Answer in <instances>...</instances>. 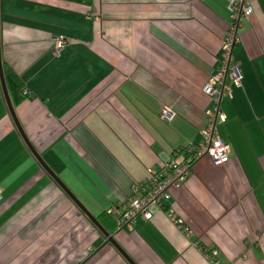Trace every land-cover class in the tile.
<instances>
[{
	"label": "crops",
	"instance_id": "0c3cea01",
	"mask_svg": "<svg viewBox=\"0 0 264 264\" xmlns=\"http://www.w3.org/2000/svg\"><path fill=\"white\" fill-rule=\"evenodd\" d=\"M252 7L217 126L232 152L222 165L202 156L150 219L110 232L136 264H210L202 248L264 264V0ZM229 19L227 0H0L1 60L29 94L15 116L92 216L200 140ZM57 34L69 42L55 56ZM0 189V264H129L30 152L2 93Z\"/></svg>",
	"mask_w": 264,
	"mask_h": 264
},
{
	"label": "built area",
	"instance_id": "2783aa9c",
	"mask_svg": "<svg viewBox=\"0 0 264 264\" xmlns=\"http://www.w3.org/2000/svg\"><path fill=\"white\" fill-rule=\"evenodd\" d=\"M253 1L255 0H227L230 19L222 40L218 66L202 86V91L209 98V105L205 110V123L201 128L200 140L174 150L159 169L147 168L145 180L133 186L132 193L126 201L121 205L112 204L106 208L105 212L113 218L116 230L130 228L138 216L150 219L152 216L150 207L164 206L171 198V190L182 186L191 172L193 163L202 156H208L215 165H222L229 158L232 145L219 137L217 126L226 119L221 109V100L231 95L232 86L241 83L242 74L233 59L232 49L239 42V28L243 22L248 21L253 11ZM68 42L67 36L54 35L52 54L58 56ZM159 115L163 120L170 121L174 117V111L162 106ZM168 216L182 227L181 219L172 211H168ZM182 229L187 232L186 228ZM202 252L210 264H223L217 258V249L202 248Z\"/></svg>",
	"mask_w": 264,
	"mask_h": 264
},
{
	"label": "water",
	"instance_id": "95a60500",
	"mask_svg": "<svg viewBox=\"0 0 264 264\" xmlns=\"http://www.w3.org/2000/svg\"><path fill=\"white\" fill-rule=\"evenodd\" d=\"M0 88L1 92L3 94L4 100L6 102L7 108L9 110V113L20 133L23 140L25 141L26 145L28 146L30 152L33 154V156L36 158V160L39 162V164L42 166V168L55 180V182L64 190V192L76 203V205L79 207V209L89 218L91 223L107 238L108 242H110L116 250L127 260L129 264H136L130 256L122 249V247L114 240L112 235L106 231L103 226L99 223L97 218L92 216L86 208L80 202L75 198V196L72 194V192L62 183V181L52 172V170L46 165V163L43 161V159L40 157L38 152L34 149V147L31 145L27 137L25 136L16 116L14 113L13 105L10 100L7 87L5 84L3 69H2V63H1V55H0Z\"/></svg>",
	"mask_w": 264,
	"mask_h": 264
},
{
	"label": "trees",
	"instance_id": "16d2710c",
	"mask_svg": "<svg viewBox=\"0 0 264 264\" xmlns=\"http://www.w3.org/2000/svg\"><path fill=\"white\" fill-rule=\"evenodd\" d=\"M1 63H2V69H3L7 91L12 104L15 105L18 101L25 98L29 94L28 92L24 93L25 86L18 78V76L9 69V67L3 60H1ZM0 93H2L1 88H0ZM97 220L103 226V228L109 233L114 231L115 229L114 220L105 211H103L97 216Z\"/></svg>",
	"mask_w": 264,
	"mask_h": 264
}]
</instances>
